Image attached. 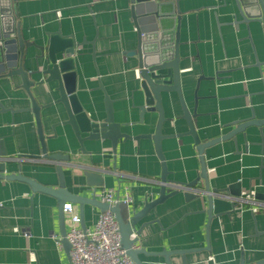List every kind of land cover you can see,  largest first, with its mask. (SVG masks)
<instances>
[{
  "label": "crops",
  "instance_id": "1",
  "mask_svg": "<svg viewBox=\"0 0 264 264\" xmlns=\"http://www.w3.org/2000/svg\"><path fill=\"white\" fill-rule=\"evenodd\" d=\"M158 1L172 3L169 8L180 17L181 92L187 110L195 112L192 123L201 142L227 133L234 121L251 115L264 118L262 23H244L233 0ZM10 4L12 16L6 27L19 26L27 41L43 44L47 33L59 29L82 42L74 54L78 101L91 120L103 121L105 91L112 101L113 121L129 136L118 139L115 152L107 138L85 139L81 149L71 126L63 124L62 104L51 105L57 94H44L53 84L33 86L31 93L42 106L47 152L69 155V161L62 162L66 188L99 201L98 193L109 189L120 200L128 195L127 203H122L125 213L139 211L159 193L161 161L151 137H141L154 133L157 113L139 117L138 59L126 54L137 42L130 0H10ZM27 50L25 67L33 71L38 50L33 46ZM41 78L34 74L30 79ZM21 85L18 76L0 75V157L6 159V173L56 187V163L41 157L34 115L27 110L30 100ZM164 110L161 151L167 178L187 185L200 174L199 155L176 94L172 107ZM234 139L204 148L209 187L232 188L239 194L255 189L264 195V125L250 126ZM85 168L92 173L89 181ZM203 182L200 178L191 192L198 193ZM256 199L264 203L263 198ZM203 200L202 195L179 191L136 223L141 228L135 232V248L143 264H165L164 251L181 249H195L184 255L185 264H253L264 257V209L255 213L247 207L233 209L212 218L207 227ZM74 207L79 215V207ZM82 212L85 229H92L101 211L84 204ZM60 239L56 199L33 192L25 182L0 179V264H68L69 251L57 243ZM168 259L182 264L180 255Z\"/></svg>",
  "mask_w": 264,
  "mask_h": 264
},
{
  "label": "water",
  "instance_id": "2",
  "mask_svg": "<svg viewBox=\"0 0 264 264\" xmlns=\"http://www.w3.org/2000/svg\"><path fill=\"white\" fill-rule=\"evenodd\" d=\"M236 9L244 23L256 22L262 23L264 33V4L262 0H233ZM130 14L133 25L137 33L136 47L127 55H136L138 67L136 76L139 80L137 93L139 104V117L145 113H157L155 130L152 135H141V137H151L155 152L161 161V175L159 183V193L156 198L146 201L143 207L130 213L129 210L123 211L122 204L109 205L106 202L97 200L95 197H84L70 192L66 188L62 162L69 161V155L55 152L48 153L45 147L44 135L40 121L39 105L32 93L33 86L50 84L52 87L44 90V94L56 93L57 98L51 103L62 104L66 114V120L63 124H69L77 137L82 148L83 140L109 139L113 152L116 151V144L119 138H128L129 136L119 131V124L113 121L112 101L104 91V105L106 117L103 121H93L90 119L76 95V70L74 64V54L77 46L82 42L76 43L72 35H64L59 29L46 34V40L43 44H36L24 39L19 26L7 28L6 21L12 16L10 0H0V75L5 77L18 76L21 80V86L26 91L30 100V110L35 119L36 131L41 144V157L47 161L56 163L57 185L56 187L43 185L35 180L25 177L19 173H6V159L0 157V179L18 180L27 183L33 192H40L54 197L57 201L59 232L61 235L60 243L65 250L70 249V245L65 238L66 223L63 213V205L72 203L79 207L80 226L85 229L83 224L82 207L84 204H91L100 211L109 210L113 213L117 222L122 247L135 264H143L139 259V252L135 248L136 237L131 238L132 232H139L136 223L143 218L152 208L163 202L167 197L172 196L179 191L184 195H202L207 214V227L210 220L215 216L229 213L234 209V204L227 198L228 194L238 197L239 191L230 189H211L208 185L206 166L203 158V150L216 142L232 138L245 131L250 126L261 127L264 125V118H256L251 115L248 119L234 121L229 126H233L227 133L201 142L192 123V117L195 112L190 113L184 103L179 68V24L180 17L174 14L172 3L158 0H130ZM5 14V16H4ZM33 46L38 50L33 58L36 68L31 71L25 67V61L28 56V47ZM40 74L42 76L38 81L30 79L32 75ZM172 94H176L177 99L183 111V118L188 125V134L196 146L200 160V174L193 181L185 184L170 183L167 178V170L164 156L161 151V140L164 135L161 133L162 123L167 120L164 116L165 107H172ZM0 108L2 105L0 104ZM81 134H87L82 137ZM137 139V137H135ZM84 175L89 181L92 177L91 170L85 168ZM200 178L204 180L203 188L198 193H193L192 187L198 184ZM177 184L180 188L170 186ZM97 185H101L97 183ZM256 197L264 199V195L256 193ZM146 223H143L144 226ZM195 249H181L164 251L162 255L165 264H171L168 257L170 255H180L182 264H185L184 255ZM244 264V263H240ZM253 264H264V257L258 259Z\"/></svg>",
  "mask_w": 264,
  "mask_h": 264
},
{
  "label": "built area",
  "instance_id": "3",
  "mask_svg": "<svg viewBox=\"0 0 264 264\" xmlns=\"http://www.w3.org/2000/svg\"><path fill=\"white\" fill-rule=\"evenodd\" d=\"M262 2L264 4V0ZM56 13L59 15L58 11ZM170 186L181 187L177 184ZM255 195V189H249L238 197L227 198L234 204V209L243 210L247 207L255 213L264 209V203L258 202ZM98 196L102 202L109 205L127 203L129 199L128 195L122 200L115 198L109 189L101 191ZM63 213L67 224L65 238L70 245L68 264H135L122 247L117 222L109 210L98 214L90 230L81 228L79 215L72 203L63 205ZM23 233L27 235L26 230ZM130 237L135 238V232H132ZM57 243L61 244L60 240H57ZM209 259L213 260V257L210 256Z\"/></svg>",
  "mask_w": 264,
  "mask_h": 264
}]
</instances>
